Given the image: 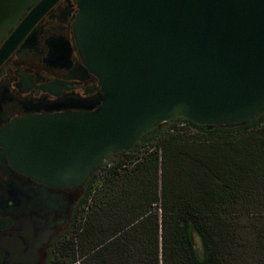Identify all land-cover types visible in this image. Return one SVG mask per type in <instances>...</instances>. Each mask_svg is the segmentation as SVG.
Segmentation results:
<instances>
[{"label": "water", "instance_id": "1", "mask_svg": "<svg viewBox=\"0 0 264 264\" xmlns=\"http://www.w3.org/2000/svg\"><path fill=\"white\" fill-rule=\"evenodd\" d=\"M74 30L96 96L14 118L12 164L53 186L83 183L116 151L178 117L223 125L264 114V0H80Z\"/></svg>", "mask_w": 264, "mask_h": 264}, {"label": "trees", "instance_id": "2", "mask_svg": "<svg viewBox=\"0 0 264 264\" xmlns=\"http://www.w3.org/2000/svg\"><path fill=\"white\" fill-rule=\"evenodd\" d=\"M83 185L54 264H264V114L164 122Z\"/></svg>", "mask_w": 264, "mask_h": 264}, {"label": "flooded vegetation", "instance_id": "3", "mask_svg": "<svg viewBox=\"0 0 264 264\" xmlns=\"http://www.w3.org/2000/svg\"><path fill=\"white\" fill-rule=\"evenodd\" d=\"M80 0H0V130L14 118L77 110L101 92L79 49ZM83 183L53 186L15 167L0 143V264H54L74 226Z\"/></svg>", "mask_w": 264, "mask_h": 264}, {"label": "rangeland", "instance_id": "4", "mask_svg": "<svg viewBox=\"0 0 264 264\" xmlns=\"http://www.w3.org/2000/svg\"><path fill=\"white\" fill-rule=\"evenodd\" d=\"M197 245H198V247L200 248V241L199 240H197ZM80 263V262H79Z\"/></svg>", "mask_w": 264, "mask_h": 264}]
</instances>
